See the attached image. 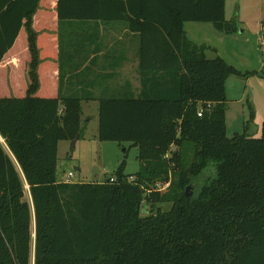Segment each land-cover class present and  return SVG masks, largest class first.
Masks as SVG:
<instances>
[{"label": "trees", "instance_id": "obj_1", "mask_svg": "<svg viewBox=\"0 0 264 264\" xmlns=\"http://www.w3.org/2000/svg\"><path fill=\"white\" fill-rule=\"evenodd\" d=\"M47 2L0 0V62L21 26L30 56L18 63L24 94L0 97V135L34 216L32 238L24 184L0 146V264H29L32 241L34 264H264V121L259 137L226 134L224 81L239 71L184 29L230 30L224 0ZM75 20H127L139 34L142 88L99 98L97 129L137 147L134 174L123 160L102 182L58 181V142L83 131L82 97L62 91L60 27ZM144 200L171 204L142 214Z\"/></svg>", "mask_w": 264, "mask_h": 264}, {"label": "rangeland", "instance_id": "obj_2", "mask_svg": "<svg viewBox=\"0 0 264 264\" xmlns=\"http://www.w3.org/2000/svg\"><path fill=\"white\" fill-rule=\"evenodd\" d=\"M79 21L83 25L86 20H77L76 23ZM224 21L229 25L230 30H220L212 22L206 21L185 22L184 29L190 40L205 45L207 58L220 56L239 71L230 74L224 81L227 103L226 134L231 136L247 130L248 134L259 137L261 124L264 121V0H224ZM74 32L77 31L72 26L66 32L61 29L62 43L64 36L70 39ZM83 112V131L80 138L72 143L65 140L59 146L58 178L64 181L67 173L71 171L70 182H102L112 176L123 160H125L124 172L134 174L139 168L137 147H130V143L118 144L115 141L99 140L97 106L91 112ZM88 113L93 115L90 121L85 120ZM171 149L178 148L173 145ZM163 185L156 186L150 191L163 192L167 187L166 184ZM24 189V199L31 207L33 238V205L28 189L25 187ZM170 204L157 203L152 206L148 200H144L141 212L146 214L158 206L167 209ZM29 264H34L33 241Z\"/></svg>", "mask_w": 264, "mask_h": 264}, {"label": "crops", "instance_id": "obj_3", "mask_svg": "<svg viewBox=\"0 0 264 264\" xmlns=\"http://www.w3.org/2000/svg\"><path fill=\"white\" fill-rule=\"evenodd\" d=\"M54 2L55 0H48L47 6L51 7L50 4ZM76 22L77 20L64 22L60 27V33L61 29L66 32L70 26L77 31L69 37L70 39L64 36L63 43L60 39L62 91L68 95L82 97V113L91 112L96 106L99 108L101 97L138 95L142 88L139 69L140 38L137 32L129 29L128 21H85L83 25L80 21ZM29 57L26 32L24 26H21L11 48L0 62L10 63L9 68H0V97L24 94L26 77L18 63L27 61ZM64 67L65 72H63ZM91 117L93 115L88 113L85 120L90 121ZM63 141L65 140L58 142L57 154ZM0 146L13 159L24 187L29 191L24 175L1 135ZM58 181L61 180L58 178Z\"/></svg>", "mask_w": 264, "mask_h": 264}, {"label": "built area", "instance_id": "obj_4", "mask_svg": "<svg viewBox=\"0 0 264 264\" xmlns=\"http://www.w3.org/2000/svg\"><path fill=\"white\" fill-rule=\"evenodd\" d=\"M209 106H210V105L207 103V104H206V107H209ZM204 109H205V107H203V106L198 108V111H197L198 116H201V115H202ZM71 176H72V172L69 171V172L67 173V176H66L65 181L70 182V178H71ZM162 185H163V184H162ZM166 185H167V183H166ZM159 186H160V185H159ZM163 186H164V185H163Z\"/></svg>", "mask_w": 264, "mask_h": 264}, {"label": "water", "instance_id": "obj_5", "mask_svg": "<svg viewBox=\"0 0 264 264\" xmlns=\"http://www.w3.org/2000/svg\"><path fill=\"white\" fill-rule=\"evenodd\" d=\"M189 187H190V186H187L185 190L187 191V190L189 189Z\"/></svg>", "mask_w": 264, "mask_h": 264}]
</instances>
